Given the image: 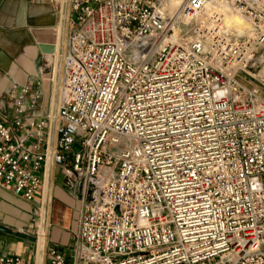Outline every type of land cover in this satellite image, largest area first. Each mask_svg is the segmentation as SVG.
Masks as SVG:
<instances>
[{
  "label": "built area",
  "instance_id": "1",
  "mask_svg": "<svg viewBox=\"0 0 264 264\" xmlns=\"http://www.w3.org/2000/svg\"><path fill=\"white\" fill-rule=\"evenodd\" d=\"M44 1L62 76L13 82L0 187L41 205L59 167L84 205L67 252L0 264H264V0Z\"/></svg>",
  "mask_w": 264,
  "mask_h": 264
},
{
  "label": "crops",
  "instance_id": "2",
  "mask_svg": "<svg viewBox=\"0 0 264 264\" xmlns=\"http://www.w3.org/2000/svg\"><path fill=\"white\" fill-rule=\"evenodd\" d=\"M63 14L57 13L55 7L44 0L35 2L0 0V114L13 115L14 105L9 99L13 82L22 86L27 81L32 83L37 81L34 62L37 59L38 48L32 34L33 29L58 28L54 55L55 70L58 74L59 53L65 50V41L69 32L67 26L70 15L69 3L65 5ZM48 36L51 35L48 34ZM43 85L45 96L38 113L40 116H47L52 114L55 87L49 74ZM47 105H49L48 108ZM58 168L47 182L51 199L46 203L48 217H46L45 228L46 231L48 228V235L45 240L49 242V246L55 244L67 252L75 241L79 228L78 219L84 204L80 192L70 189L63 183L64 174L62 180H59ZM44 191L45 187L40 205L38 202L28 203L13 195L9 190L0 187V256L19 255L26 259L37 260V238L41 228L39 223L42 219V212L40 210L39 223H34L35 213L32 209L37 205H40L41 209L44 207ZM65 200L68 205L64 202ZM71 212L73 215H70ZM28 237L31 238L30 241L27 240Z\"/></svg>",
  "mask_w": 264,
  "mask_h": 264
},
{
  "label": "water",
  "instance_id": "3",
  "mask_svg": "<svg viewBox=\"0 0 264 264\" xmlns=\"http://www.w3.org/2000/svg\"><path fill=\"white\" fill-rule=\"evenodd\" d=\"M57 32L58 28H52V29H33L32 34L34 37V41L37 45L38 52H37V59L34 62V67L35 71L37 73L38 77H41L43 72L45 73H50V67L54 64V58H55V51H56V40H57ZM51 35L50 37L48 36ZM48 36V38H47ZM65 185H67V180H64ZM45 186V191H46ZM45 191H44V196H45ZM43 196V198H44ZM45 200V198H44ZM40 236V234H39ZM39 236L37 238L38 241V257L40 253V241H39ZM28 241L31 240L30 237L27 238ZM47 241V240H46ZM48 243V241H47ZM46 243V245H47ZM52 249H57L59 251H63L62 248H58L55 244H51L49 246Z\"/></svg>",
  "mask_w": 264,
  "mask_h": 264
},
{
  "label": "bare ground",
  "instance_id": "4",
  "mask_svg": "<svg viewBox=\"0 0 264 264\" xmlns=\"http://www.w3.org/2000/svg\"><path fill=\"white\" fill-rule=\"evenodd\" d=\"M228 23L229 26H236L238 29V33L237 36H243L245 33V29L248 28V24L240 17V16H232L228 19ZM61 66L60 65L57 70H58V74L62 76V70H61ZM56 102L52 104V113L53 115H55L54 117L57 116L56 110H57V106H58V100H55ZM49 184V183H48ZM45 200H44V207L41 209L42 215H41V222L39 223L40 228V236H39V241H40V252L42 251V249L46 246L45 243H47V241L45 240L47 238L48 235V228L46 231L45 228V221H46V217H48V212L46 211V203L49 202L50 198V193H49V186L46 189L45 192V196H44ZM48 226V224H47ZM49 227V226H48Z\"/></svg>",
  "mask_w": 264,
  "mask_h": 264
},
{
  "label": "rangeland",
  "instance_id": "5",
  "mask_svg": "<svg viewBox=\"0 0 264 264\" xmlns=\"http://www.w3.org/2000/svg\"><path fill=\"white\" fill-rule=\"evenodd\" d=\"M53 99H54V102L53 103H55L56 101L55 100H57L56 99V96H54L53 97ZM50 103V102H49ZM49 107V105H47V108ZM51 109H52V107H51ZM57 174H58V178H59V180H62V178H63V174H64V171L61 169V168H58V172H57ZM67 205H68V202H67V200H65L64 201ZM40 210H41V207L40 206H38L37 205V207H35L34 209H32V211H33V213H35V221H34V223H39V218H40V215H41V212H40ZM70 212V211H69ZM70 215H73V213L71 212L70 213ZM73 217V216H72ZM76 223V222H75ZM70 225V224H69ZM72 225V224H71ZM76 243V240L73 242V245Z\"/></svg>",
  "mask_w": 264,
  "mask_h": 264
}]
</instances>
